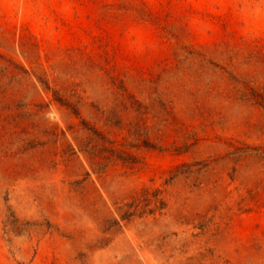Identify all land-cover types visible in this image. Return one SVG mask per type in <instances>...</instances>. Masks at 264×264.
Wrapping results in <instances>:
<instances>
[{"label":"rangeland","instance_id":"374dc122","mask_svg":"<svg viewBox=\"0 0 264 264\" xmlns=\"http://www.w3.org/2000/svg\"><path fill=\"white\" fill-rule=\"evenodd\" d=\"M0 264H264V0H0Z\"/></svg>","mask_w":264,"mask_h":264},{"label":"trees","instance_id":"16d2710c","mask_svg":"<svg viewBox=\"0 0 264 264\" xmlns=\"http://www.w3.org/2000/svg\"><path fill=\"white\" fill-rule=\"evenodd\" d=\"M112 152L116 154V150H113Z\"/></svg>","mask_w":264,"mask_h":264}]
</instances>
